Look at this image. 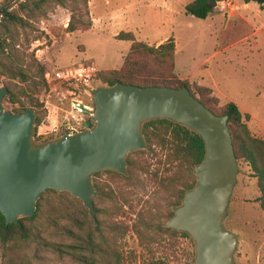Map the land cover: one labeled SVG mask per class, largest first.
Listing matches in <instances>:
<instances>
[{
	"label": "rangeland",
	"instance_id": "374dc122",
	"mask_svg": "<svg viewBox=\"0 0 264 264\" xmlns=\"http://www.w3.org/2000/svg\"><path fill=\"white\" fill-rule=\"evenodd\" d=\"M10 1L0 0V7ZM26 1L18 0L10 10L26 18L28 26L11 25V34L19 42L18 48L34 53L35 59L53 75L91 65L98 71L93 84L95 90L107 87L99 81V74L120 69L131 48L130 42L117 39L120 33L132 32L138 41L156 47L174 38L176 74L181 80L211 89L213 96L219 97L220 106L235 103L245 117L249 116L248 127L252 135L264 140V6L258 1L225 0L218 3L208 19L201 20L185 12L186 4L195 0H89L90 15L83 19L92 23V29L75 33L67 31L73 8L70 0L67 7L48 1L33 12L20 10L19 5ZM78 2L81 6L82 0ZM0 35L10 37L2 27ZM0 88L20 92L27 85L18 80L0 79ZM60 91V86L53 83L35 95L44 106L50 102L41 126H36V145L59 139L51 130L57 114L54 107L60 105ZM7 98L4 100L6 110L12 112L20 108L9 104ZM49 117H52V124ZM138 152L143 153L132 154L134 168L128 166L125 178L106 172L93 177L94 185L101 188V191L97 189L99 195L94 198L97 225L79 199L69 193H58L61 194L59 197L51 196L55 205L61 206L66 200L75 199L73 214L80 225L61 217L54 226L44 217L32 226L36 234L66 250L70 246H79L80 238L85 239L88 233L94 242L119 251L128 264H143L144 257L151 255L148 256L144 248L146 241L138 234L142 232L164 241L156 246L157 256L165 257L163 252H166L170 264H194L195 242L191 238L174 237L162 229H166L174 217L173 208L184 188L182 184L195 181L191 176H195V169L180 171L176 163L168 161V151L160 147L148 146L147 150ZM143 164H148L147 172L151 175L141 169ZM174 176H180L182 182L169 189L156 181V178ZM260 196L257 180L251 178L250 169L239 166L237 184L224 222L225 227L238 236L236 264H264V213L257 203ZM122 207L124 212L119 213L118 208ZM83 210L88 211V218ZM97 227L98 230H93ZM171 247L172 251L167 252L166 249ZM75 252L95 264H106L101 255L80 249ZM0 264L86 263L52 247L42 246L38 240L15 238L7 244L0 240Z\"/></svg>",
	"mask_w": 264,
	"mask_h": 264
},
{
	"label": "water",
	"instance_id": "95a60500",
	"mask_svg": "<svg viewBox=\"0 0 264 264\" xmlns=\"http://www.w3.org/2000/svg\"><path fill=\"white\" fill-rule=\"evenodd\" d=\"M208 5L216 8L218 3L210 0ZM7 95L0 88V212L7 226L33 218L49 190L79 199L97 225L94 175L111 171L127 176L129 155L148 149L144 124L169 120L202 138L205 158L195 169L197 184L173 208L166 228L187 233L195 242L194 264H236L238 236L224 224L239 173L228 116L214 114L188 88L118 83L94 91L92 129L36 145V111L6 110Z\"/></svg>",
	"mask_w": 264,
	"mask_h": 264
},
{
	"label": "trees",
	"instance_id": "16d2710c",
	"mask_svg": "<svg viewBox=\"0 0 264 264\" xmlns=\"http://www.w3.org/2000/svg\"><path fill=\"white\" fill-rule=\"evenodd\" d=\"M51 1L56 5L67 7L69 0H27L26 3L19 5L20 10L25 11L30 9L37 10L41 8L42 4ZM73 8L72 17L70 19L67 31L75 33L77 31H90L92 23L84 20L83 17L89 16V0H82L81 6L78 0H70ZM210 0H195L186 4L185 12L189 16L197 19L206 20L214 12V8L208 5ZM217 3L225 0H215ZM246 3L258 1L264 6V0H244ZM32 5L31 7L29 6ZM11 25H19L27 27L28 21L21 17L18 12L10 9L0 12V27L6 31L10 37L4 38L0 35V79H8L11 81H21L27 85V88L21 89L20 92H15L9 88L7 102L12 106L19 105L20 108L12 111L14 114L23 113L27 109L32 108L36 111L37 122L36 126L42 124L44 116L47 112L43 102H40L35 95L40 94L43 89L49 88L46 80V75L49 72L46 66L35 59L34 53L30 54L27 49L21 50L18 48L19 42L16 40L13 33L11 34ZM119 41H126L131 43L129 53L124 59V63L120 69L104 71L99 74V81L107 87H112L118 83L126 85L138 86L141 88L148 87H168L174 89L188 88L193 96L202 102L208 109H210L217 116L229 117V129L233 138V145L237 157L238 165H245L250 169L251 178L257 180V185L261 196L257 199L260 209L264 213V140L256 138L252 135L248 121L249 116H244L240 108L233 102L224 106H220L219 98L213 96V91L209 88L191 84L187 80H181L180 76L176 74V50L177 45L174 38L169 39L166 43L160 46H150L144 42L138 41L135 34L120 33L117 36ZM25 99V101H24ZM94 125L91 124V128ZM37 131V128H36ZM143 133L150 148L156 146L168 151V161L178 165L179 170H194L200 165L205 158V144L200 136L190 129L176 124L169 120H154L144 124ZM143 152H134L141 154ZM128 157V166L134 168L131 156ZM148 164L141 165V169L147 172ZM107 174L125 178L123 175L105 171ZM149 175L151 173L147 172ZM100 173L94 175L98 177ZM192 183H183V190L180 192L179 200L175 206H181L182 200L185 198L187 191L195 187L196 178ZM160 186L169 189L176 183H181L180 176L173 178H156ZM98 191L101 188L98 184L95 185ZM60 196L56 191L49 190L41 196L38 202V208L35 216L31 219L23 218L19 225H6V219L0 212V240L7 244L15 238L22 240L35 239L39 244L45 247H52L59 253H66L76 257L79 261L86 264H95L93 261H88L86 256L77 254L75 250L80 249L93 254L101 255L106 260V264H128L126 258L109 245L98 244L94 242L91 234H86L85 239L80 238L79 246H70L66 250L59 245H52L49 242L42 240L41 236L36 234V230L32 226L40 219L47 217V222L50 225H57V219L63 217L76 225L80 222L75 218L74 198L66 200L61 206L55 205L51 196ZM80 202V201H79ZM119 213L124 212V207L118 208ZM85 218H88V211L83 210ZM173 214V213H172ZM119 229V228H118ZM93 230H98L94 228ZM163 232L169 233L174 237H182L190 239L187 233L177 232L171 229H162ZM142 240L146 241L145 249L150 257H144L143 264H170V257L166 252H163L165 257L157 256V245L164 241L157 240L158 238H151L145 236L142 232H138ZM174 246V245H172ZM164 251V249L162 250ZM167 252L172 251V247L166 249ZM171 254V253H170ZM136 259V258H135ZM137 261V260H136Z\"/></svg>",
	"mask_w": 264,
	"mask_h": 264
},
{
	"label": "built area",
	"instance_id": "2783aa9c",
	"mask_svg": "<svg viewBox=\"0 0 264 264\" xmlns=\"http://www.w3.org/2000/svg\"><path fill=\"white\" fill-rule=\"evenodd\" d=\"M97 74L96 67L91 65L67 69L54 75L50 72L47 73L46 80L49 87L53 83H57L61 90L58 93L60 105L54 107L57 114L53 122L52 134L57 135L58 138L65 135L73 136L89 130L91 124L94 125L93 118L96 109L93 102L95 91L93 84ZM51 97L50 95L49 99ZM49 105L50 102H46L45 109H49ZM48 119L52 124V117Z\"/></svg>",
	"mask_w": 264,
	"mask_h": 264
},
{
	"label": "crops",
	"instance_id": "0c3cea01",
	"mask_svg": "<svg viewBox=\"0 0 264 264\" xmlns=\"http://www.w3.org/2000/svg\"><path fill=\"white\" fill-rule=\"evenodd\" d=\"M217 95V94H216ZM219 98V97H218ZM221 99V98H220Z\"/></svg>",
	"mask_w": 264,
	"mask_h": 264
}]
</instances>
